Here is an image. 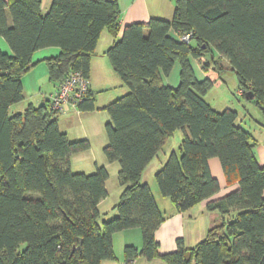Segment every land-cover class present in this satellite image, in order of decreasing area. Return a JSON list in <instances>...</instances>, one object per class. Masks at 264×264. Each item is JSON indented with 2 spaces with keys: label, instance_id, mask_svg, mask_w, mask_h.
<instances>
[{
  "label": "trees",
  "instance_id": "obj_1",
  "mask_svg": "<svg viewBox=\"0 0 264 264\" xmlns=\"http://www.w3.org/2000/svg\"><path fill=\"white\" fill-rule=\"evenodd\" d=\"M41 5L0 0V38L10 49L0 48V264H101L115 259L113 235L130 229L140 230L142 245L124 247V264L138 257L162 264H264V167L257 141L236 111L208 104L204 95L215 81L199 79L191 63L214 51L215 62L228 65L219 69L235 74L240 97L264 117V0H176L170 22L151 19L147 26L125 27L120 36L117 0H52L46 11ZM103 31L114 38L105 54L128 92L104 108L110 120L102 151L119 165L121 191L115 214L101 220L107 170L70 168V157L88 150V141H71L60 131L49 100L10 110L23 100L22 78L35 65V52L59 49L41 60L52 82L60 84L73 71L88 78ZM188 33V43L179 41ZM176 62L173 88L163 79ZM93 108L89 87L77 110ZM178 130L176 150L154 174L159 192L179 212L206 201L217 218L194 246L178 240L174 252L160 254L155 232L164 217L141 178ZM212 158L226 185L237 184L217 199H211L219 191L208 166Z\"/></svg>",
  "mask_w": 264,
  "mask_h": 264
},
{
  "label": "rangeland",
  "instance_id": "obj_2",
  "mask_svg": "<svg viewBox=\"0 0 264 264\" xmlns=\"http://www.w3.org/2000/svg\"><path fill=\"white\" fill-rule=\"evenodd\" d=\"M0 48L4 52L5 51L10 52L7 43L1 38H0ZM218 60H219L218 56L214 51H212V53L205 54L204 57L202 58L191 60L193 70L195 71V74L199 79L209 77L210 79L215 81L212 88L206 93V95H204V99L214 110L218 112H221L227 108L236 111L238 113V122L242 124V126L246 130H249L252 134L255 135L259 131L262 132L263 129L260 125L261 123L264 124V117L258 111V109L253 103L247 102L240 97L237 89V79L235 74L228 68H225L223 70L219 69L220 66L227 67L228 65L224 60H220L219 62L216 63L215 61ZM34 62H35L34 67H37L34 70V78H31L29 74L26 76L27 78H25L24 80L25 81L24 88H26L27 94H30V92L33 94L32 90H34L36 79L37 82H39L42 76L45 75V70H43L46 68L45 62L44 61H40V62L34 61ZM207 63H209V65L205 66V70H204L203 65H207ZM174 65L176 66L177 69L178 63L176 62ZM176 69L175 72H172V76L169 78V80L166 81L165 84L174 83L175 87L178 85L179 70ZM108 84H109L108 91L106 92L97 91L99 92V94L97 95V102H96L98 107L106 105L111 100L115 98L117 99L123 96L124 94H126V92H128L126 87L121 84L118 78H113L109 80ZM40 92H43L44 94L46 91L41 89ZM17 108H20V103L19 105L16 104L12 106L10 111L17 112L19 111L17 110ZM63 114L66 115V113ZM108 120H109V115L105 111H95L91 114H86L83 116L77 115L73 117L72 120L73 125L71 127H67L68 129H65L67 130L66 132L69 140L87 139L90 148L87 151L73 154L70 157V166H71L70 168L72 172H83L85 174H90L94 172V167L96 165L103 166L110 164L107 162L102 151L104 146L107 144L105 123H107ZM181 138H182L181 131L179 130L176 131L173 134V136L169 138V140L167 141L166 145L162 150L164 152H166V150L168 149L170 151L173 149L176 150L177 148L176 146L177 144H179ZM163 151L159 152L158 158H156L153 163H156L157 161L162 159ZM106 167L107 166H105V168ZM106 169L109 175V180L107 182L108 195L106 202H104L101 206V210L103 209L106 210L107 212L105 215L104 214L101 215L100 217L101 220L107 218L110 219L114 215L112 213L113 210L111 209L112 202H116V203L118 202L119 194L121 191L117 178V173L119 169L118 164L114 163L113 166H108ZM146 181L150 185H148ZM141 182L146 183L149 186L152 195L157 201L156 203L158 205V209L160 210V212L164 217V222H166L165 224L166 229H171L172 231L179 230V234H180L181 229L176 227V225H174L176 223V219L173 215V211H177V210L173 208V205L168 198L163 197L160 194L159 189L157 187V183L154 178V174H150V172L147 171L141 178ZM152 182L155 183L154 184L155 190L153 189V187H151ZM186 214H189V216H185L181 224L183 225L185 232L183 235L184 237L183 246L187 248L194 246L197 242H199L205 237L207 230L209 228L208 226L209 220L207 218V212L202 213L201 208L198 205L190 209L188 212H186ZM135 231H137V236H139L140 242L142 244L140 230L135 229ZM118 237L114 239V243H113L115 259L106 262L104 261L101 264H117V260H121L123 258V253H124L123 251L125 246L124 241L130 242L131 240L132 242L133 238L129 236H126V238L123 236H118ZM175 239L176 238L173 239L174 247L173 246L168 247L167 244H164L158 249L159 253L168 254L174 252L177 249V241H178ZM136 263L147 264L148 262L147 260H145V258L138 257L137 259L134 260L132 264H136ZM120 264H124V258ZM150 264H157V262L154 261L151 262Z\"/></svg>",
  "mask_w": 264,
  "mask_h": 264
},
{
  "label": "crops",
  "instance_id": "obj_3",
  "mask_svg": "<svg viewBox=\"0 0 264 264\" xmlns=\"http://www.w3.org/2000/svg\"><path fill=\"white\" fill-rule=\"evenodd\" d=\"M51 1L52 0H42V5H41L42 11H46L48 9ZM117 7L119 9V26H120L119 36H120L121 32L123 31V29L125 27L130 26V25H134V24H140L143 26H147L148 22L151 19H157V20L170 22L174 17L176 0H117ZM144 34H147L146 30L144 31ZM173 35L175 37H177L176 33ZM113 41H114V38L111 37L107 31H103L100 35L98 42H97V45L95 48V54H94V56H92L90 58V61H89L88 78H89V83H90L91 98L93 99V105H94L93 110H91V111L73 110L71 106L67 105L64 107V112H63V113H66V115L61 113L60 115H58L56 117L57 124H58L60 131L64 132L66 134V136H67V132H66L67 130H65V129H68L67 127H71L73 125L72 120H73L74 116H77V115L83 116L86 114H91L95 111H105L104 108L116 99L115 98V99L111 100L108 104L103 105V106L98 107L96 104L97 95L99 94V92H103V91L106 92L109 90V86H108L109 80H111L113 78H118L112 70L109 58L105 54L106 50L109 48V46H111ZM58 52H59V49L56 47L44 48V49H41V50L35 52L33 54L32 60L33 61H41V60L46 59L48 57H52V56L57 55ZM35 68H37V67H33V69H31L32 73L30 70L22 78L23 100L20 102V108H17V110H19V111H22L28 104H32L35 107L40 106L43 102H45L46 100H49L50 96L57 90V87L59 85V82L57 83V82H52L49 80L48 75H47L48 74L47 68H45V69H43V70H45V75L42 76V78L40 79L39 82H37V79L35 81L36 84L34 86V90H32L33 94L31 92H30V94H27L26 88H24V83H25L24 80H25V78H27L26 76L29 74H30L29 76H31V78H34ZM175 69H176V66L174 65L172 67V70H171L169 76L166 78L164 77L165 78V79H163L164 85L169 86V87H175L174 83L173 84L172 83L165 84L166 81L169 80V78L172 76V72H175ZM176 70H179V66ZM178 77H179V72H178ZM118 80H119V78H118ZM26 81H27V79H26ZM42 82H44V83H42ZM35 89H38V90H35ZM41 89L45 90L46 92L43 94V92H40ZM97 91H99V92H97ZM18 105H19V103H18ZM109 120H110V118H109ZM109 120H108V122H109ZM181 137H182V132H181ZM254 137L257 140L256 158H257V161L260 164V166L264 167V130L262 132L259 131L258 133H256L254 135ZM82 140H87V139H82ZM71 141H79V140H71ZM177 146H178V144H177ZM89 148H88V150H89ZM169 151H170L169 149L166 150V152L163 151L162 159H160L156 163H153L154 162V160H153L148 165V167L145 169L143 175L147 171H149L150 174H155V172L161 167L162 163L165 161ZM110 164L103 165L101 167L105 168V166L108 167V166L114 165V163H110ZM153 164H155V165H153ZM208 166H209L211 175L217 180L218 186H219V191L211 199L221 198V197L227 195L228 193L233 192L237 189V184H234L231 186L226 185L224 175H223V171H222V168H221V165H220L218 159H216V158L210 159L208 161ZM97 167H100V166L96 165L94 167V171L96 170ZM118 167H119V165H118ZM143 175H142V177H143ZM108 180H109V175L105 181V189H106L107 195H108V190H107ZM146 183L148 184L147 181H146ZM154 184L155 183L152 182L151 187H153V189L155 190ZM148 185H150V184H148ZM106 200H107V197L102 202H100V204L98 206L99 211L102 213L107 212L106 210H103V209L101 210V206L104 202H106ZM114 205H116V202H112L111 209H113ZM198 206L201 208L202 213L207 212V218L209 220L208 226L210 228L211 225L215 222V220L217 218L216 215L214 213H210L207 211L206 201L201 202L200 204H198ZM173 208H175V207L173 206ZM188 211H186V212H188ZM186 212L173 211V215L176 219V223L174 222L175 223L174 225H176V227L181 229L180 234H179V230L172 231L171 229H166V227H165L166 222H163L160 225V227L156 230L155 239L159 244V248L161 246H163L164 244H167L168 247H172V246L174 247V243H173L174 238H176L175 240H181L182 243H184L183 235L185 232H184L183 225L181 223H182V220L184 219L185 216H189V214H186ZM112 213L115 214L114 211ZM118 236H123L125 238H126V236H129V237L133 238L132 242H131V240H130V242L124 241L125 246L131 245V246L136 247L137 249L141 248L142 244L140 242L139 236H137V231H135V229L125 230V231L115 233L112 237L113 243H114V239ZM123 258H124V254H123ZM123 258L121 260H117V264H120L122 262ZM154 261L157 262V264H162L158 260L147 261L148 262L147 264H150L151 262H154Z\"/></svg>",
  "mask_w": 264,
  "mask_h": 264
},
{
  "label": "built area",
  "instance_id": "obj_4",
  "mask_svg": "<svg viewBox=\"0 0 264 264\" xmlns=\"http://www.w3.org/2000/svg\"><path fill=\"white\" fill-rule=\"evenodd\" d=\"M190 38V33L178 36L179 41L184 43H188ZM89 87V80L81 71L70 72L50 96V110L57 116L64 112V107L67 105L77 110V106L82 103L88 93Z\"/></svg>",
  "mask_w": 264,
  "mask_h": 264
},
{
  "label": "water",
  "instance_id": "obj_5",
  "mask_svg": "<svg viewBox=\"0 0 264 264\" xmlns=\"http://www.w3.org/2000/svg\"><path fill=\"white\" fill-rule=\"evenodd\" d=\"M81 243V241H79V244ZM78 248H80V245H79V247Z\"/></svg>",
  "mask_w": 264,
  "mask_h": 264
}]
</instances>
